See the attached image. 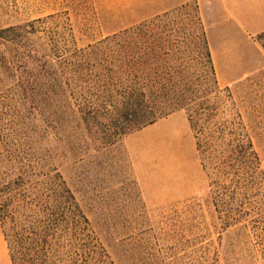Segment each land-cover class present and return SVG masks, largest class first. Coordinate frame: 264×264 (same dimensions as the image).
<instances>
[{"label":"rangeland","instance_id":"rangeland-1","mask_svg":"<svg viewBox=\"0 0 264 264\" xmlns=\"http://www.w3.org/2000/svg\"><path fill=\"white\" fill-rule=\"evenodd\" d=\"M150 22L138 55L150 31L166 60L152 69L180 72L189 112L106 144L122 122L120 100L98 92L100 76L122 71L111 65L121 40L107 38ZM261 34L259 0H237L231 12L222 0H0V137L32 142L0 146V185L16 178L20 152L43 158L38 171L54 159L106 264H264V180L245 141L264 173ZM144 59L135 66L140 85L158 86ZM4 231L27 264L11 219ZM59 244L60 264H69L71 241Z\"/></svg>","mask_w":264,"mask_h":264},{"label":"trees","instance_id":"trees-1","mask_svg":"<svg viewBox=\"0 0 264 264\" xmlns=\"http://www.w3.org/2000/svg\"><path fill=\"white\" fill-rule=\"evenodd\" d=\"M152 23L134 26L112 38H107L109 39L106 41L107 45L115 43L111 39L121 40V43L116 45L118 48L112 50V54L118 56L117 59H111V65L115 66L113 62L116 61L122 71L117 76L113 72L110 73L111 75L100 76L98 83H101V87L99 86L98 92L104 97L120 100V109L117 107L114 109L118 110L116 116L120 117L122 122L112 126L114 132L110 130L109 135H106L108 136L106 144L116 141L118 136H124L154 125L178 110L189 112L190 90L179 87L180 72L170 69L158 75L154 68L152 69L160 61L166 62V60L158 56V49L161 46L152 43L150 31L146 33L148 38L145 42L147 53L140 55L141 58L138 55L139 44L136 39L140 37L142 28L150 29L149 26ZM256 41L264 47V34L259 35ZM165 43L174 47L170 40H166ZM200 45L205 51L204 57L213 75L214 83L218 84L207 39H200ZM165 56L167 59L170 57L169 54ZM144 57L146 58L144 59ZM140 59H144L145 65L149 67L150 74L146 76L148 82L157 83L158 86L144 87L140 85L141 78L135 73L136 63ZM27 60L36 62L39 59L28 56ZM169 61L175 62L176 60L170 58ZM74 78L85 83L82 81V78H85L83 75L76 74ZM63 80L67 81V79ZM195 116L189 115L194 130L197 129L195 124H198L195 121ZM245 141L256 168L262 172L264 180L260 159L253 143L249 139ZM30 143L32 144L28 139L0 137V146L12 144L16 148L15 151L23 149ZM36 143L39 145L40 141ZM38 155L20 152L16 158L20 166L18 170L14 171L17 172L16 178L0 185V219L13 264H19V257L13 254L9 247V235H6L4 231L6 219H11L15 226L16 236L22 249L20 261L27 264H60L59 243L62 239L67 238L71 241V249L67 252L70 256L69 264H106V255L98 249L96 250L97 246L93 244L91 236L87 233L88 220L81 213L56 161L50 159L49 169L45 172L38 171V168L33 166L34 163L39 164L43 159ZM28 213L31 214L28 215ZM66 228H71L68 233L64 230Z\"/></svg>","mask_w":264,"mask_h":264},{"label":"crops","instance_id":"crops-1","mask_svg":"<svg viewBox=\"0 0 264 264\" xmlns=\"http://www.w3.org/2000/svg\"><path fill=\"white\" fill-rule=\"evenodd\" d=\"M224 10L227 12H231L234 7L237 5V0H222ZM259 4L261 9L264 12V0H259ZM241 24L242 21H241ZM244 25V24H243ZM209 37V34H208ZM219 63H216V65ZM0 264H13L12 258L10 255V251L8 248V244L6 242L3 229H2V223L0 219Z\"/></svg>","mask_w":264,"mask_h":264},{"label":"bare ground","instance_id":"bare-ground-1","mask_svg":"<svg viewBox=\"0 0 264 264\" xmlns=\"http://www.w3.org/2000/svg\"><path fill=\"white\" fill-rule=\"evenodd\" d=\"M226 49H227V48H226ZM228 50H229V49H228ZM232 50H233V49H231V51H232ZM235 50H236V49H235ZM239 52H240V51H239ZM239 52H238V53H239ZM236 58H237V57H236ZM236 58H235V59H236ZM242 60H244V58H243V57H241L240 59H238V60L236 61V62H237V64L239 65V64H240V61H242Z\"/></svg>","mask_w":264,"mask_h":264}]
</instances>
